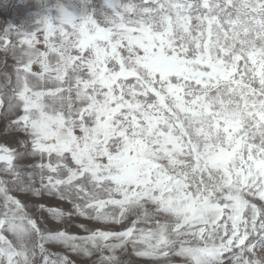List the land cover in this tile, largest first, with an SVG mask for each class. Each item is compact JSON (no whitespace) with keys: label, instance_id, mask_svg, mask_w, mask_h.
Wrapping results in <instances>:
<instances>
[{"label":"snow or ice","instance_id":"obj_1","mask_svg":"<svg viewBox=\"0 0 264 264\" xmlns=\"http://www.w3.org/2000/svg\"><path fill=\"white\" fill-rule=\"evenodd\" d=\"M38 8L0 31V264H264V0Z\"/></svg>","mask_w":264,"mask_h":264},{"label":"rangeland","instance_id":"obj_2","mask_svg":"<svg viewBox=\"0 0 264 264\" xmlns=\"http://www.w3.org/2000/svg\"><path fill=\"white\" fill-rule=\"evenodd\" d=\"M39 4L40 0H0V31L25 26L37 15Z\"/></svg>","mask_w":264,"mask_h":264}]
</instances>
